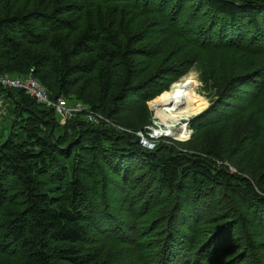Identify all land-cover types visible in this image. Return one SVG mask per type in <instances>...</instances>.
Returning <instances> with one entry per match:
<instances>
[{
	"label": "trees",
	"instance_id": "trees-1",
	"mask_svg": "<svg viewBox=\"0 0 264 264\" xmlns=\"http://www.w3.org/2000/svg\"><path fill=\"white\" fill-rule=\"evenodd\" d=\"M28 4L0 0V75L33 76L52 101L87 111L61 126L53 108L0 87L10 129L0 139V253L10 264H116L101 244L114 239L138 251L127 264H264V0ZM195 65L218 90L195 120L245 121L234 149L215 134L202 151H148L117 128L150 125L147 103ZM236 98L246 104L210 119ZM243 152L256 164L233 163Z\"/></svg>",
	"mask_w": 264,
	"mask_h": 264
},
{
	"label": "rangeland",
	"instance_id": "rangeland-1",
	"mask_svg": "<svg viewBox=\"0 0 264 264\" xmlns=\"http://www.w3.org/2000/svg\"><path fill=\"white\" fill-rule=\"evenodd\" d=\"M28 1H29V4H28L29 9H33L35 7L36 0H28ZM227 64L229 66L231 65L237 66L238 62L236 60H229ZM200 72L201 71H200L199 66L195 65L186 75L177 79L176 82H173V84L171 85L169 89V92L171 91L174 85L179 84L183 80L191 77L196 94H198L199 96H201L207 101L208 103L207 107L199 115H193L188 118L180 119L179 121L175 122L172 120V117H170L171 114L164 115L161 106L155 102L156 100L167 95L169 92L157 99L155 98L156 100L154 99L150 101L149 103H147V106L151 114V124L145 127V129H142V130L139 129L136 131L128 132L133 135L135 134L136 138L139 141L140 146L143 149L148 150V151H154V150H157V148H160L161 146H163V147H173L175 149L178 148L180 150L188 151V152L202 151L208 145L211 138L215 134H217L220 137L224 150L229 152L230 150L234 149L238 141H241L242 136L240 132L239 133L237 132V128L245 124V121L241 119H238L234 122L211 123V121L208 120V116H204L200 118L199 120L200 122H198V119L195 120L196 117L202 115L203 113L207 111V109L211 106V100L216 101L218 99L217 88L215 87L210 88V89L206 88L205 83L203 84V82L200 80ZM240 95L246 96V94L244 93ZM233 101H234V104L233 105L231 104L230 107H222L220 108V110H217L214 114L209 115L210 119H213V117H218L220 112L237 111L238 106L242 104H246L239 98H236ZM69 104L71 106H75L74 103L69 102ZM8 108L6 110V115L4 117L3 122L8 120V115H9ZM141 109L142 108L140 105H136L133 109V112L130 113V116H131L130 118L132 119L133 126H139V124H135V123L138 121V115ZM54 111L56 112V115L59 118L60 125L65 126L67 124L68 117L65 114L61 113L58 109L57 110L54 109ZM84 111H87V110H84ZM104 121L108 122L106 118ZM3 125H0V139L2 140L5 137H7L10 133V129H4ZM207 126L209 127L205 128ZM197 127H201L202 129L203 128L205 129L201 132H196L195 129ZM117 128L124 131L121 127L117 126ZM185 128L187 132L189 133L186 139L184 138L179 139L171 135V134H178L176 132L177 130H181V129L184 130ZM168 130L169 132H166ZM139 132H141L142 135H140ZM167 133L168 135H166ZM144 138L147 139V141H144ZM143 143H148V145L145 144V146H143L142 145ZM245 155H246L245 152L241 153L239 156L233 159V163H238L239 166H244L245 168H246V164L250 161H253V163L256 164V159L252 160L251 157L246 159ZM227 165H231V167L236 168L234 165L230 164V162H227ZM260 167H258V169L254 171V173H256L258 176L261 174ZM248 170H250V168ZM233 171L235 172V170ZM236 174H238V172ZM154 217H156V215H154ZM258 236H261V234H258ZM95 237L99 239L97 236ZM101 244L108 247L110 254L113 255L114 260L116 261V264H127L133 258L135 260L137 259L138 251L135 248L129 247L126 244L117 242L114 239L104 240L102 241ZM13 262H15L14 259L0 253V264H10Z\"/></svg>",
	"mask_w": 264,
	"mask_h": 264
},
{
	"label": "built area",
	"instance_id": "built-area-1",
	"mask_svg": "<svg viewBox=\"0 0 264 264\" xmlns=\"http://www.w3.org/2000/svg\"><path fill=\"white\" fill-rule=\"evenodd\" d=\"M0 87L25 91L27 95L35 99L38 103L55 110L58 109L61 113L65 114L68 117L67 121L73 118L77 113L86 110L82 105L71 106L63 98L52 101L45 87L33 76L23 79L8 75H0ZM8 107V101L5 100L4 96L0 95V125L6 115ZM104 120L105 118L102 115L95 112H88L86 116V121L95 125ZM124 131L129 132L128 130ZM139 134L142 135L141 132H139ZM144 141H147V139L144 138ZM145 144L148 145V143H143L142 145L145 146Z\"/></svg>",
	"mask_w": 264,
	"mask_h": 264
},
{
	"label": "bare ground",
	"instance_id": "bare-ground-1",
	"mask_svg": "<svg viewBox=\"0 0 264 264\" xmlns=\"http://www.w3.org/2000/svg\"><path fill=\"white\" fill-rule=\"evenodd\" d=\"M155 102L161 106L163 114H171L170 117H172V120L175 122L193 115H199L208 105L204 98L196 94L191 77L174 85L167 95ZM184 130H177L176 132L178 134L171 135L179 139H186L189 133L186 128ZM166 132H169V130ZM166 135H168V133Z\"/></svg>",
	"mask_w": 264,
	"mask_h": 264
}]
</instances>
